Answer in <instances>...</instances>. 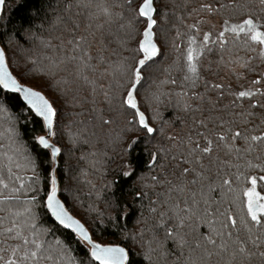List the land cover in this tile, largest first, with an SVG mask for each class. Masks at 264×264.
Returning a JSON list of instances; mask_svg holds the SVG:
<instances>
[{
	"label": "snow or ice",
	"instance_id": "6c2138e0",
	"mask_svg": "<svg viewBox=\"0 0 264 264\" xmlns=\"http://www.w3.org/2000/svg\"><path fill=\"white\" fill-rule=\"evenodd\" d=\"M4 3L5 0H0V7ZM75 3L77 8L87 9L88 14L83 20L78 13L66 18L58 14L54 23L62 25L70 38L57 39L61 46L71 44L73 51L79 52L69 59L77 62L76 77L90 86L84 100L91 97L92 110L98 112L102 126L113 120L105 119L104 110L95 108L100 96L107 102L108 111H115L123 120V127L112 139L120 148L118 176L108 181V185L114 186L119 177L136 178L132 191L134 203L139 204L140 218L136 223L140 227L134 233H125L126 239L133 242L131 247L102 242L65 206L58 196L56 174L62 149L52 140L57 135L54 124L58 109L43 91L17 79L9 70L5 49L0 47V94L6 98L0 102V116L10 122L5 133L16 145L17 156L13 160L5 153L7 177L0 174V205L6 206L0 207L4 213L0 215V264H133L132 247L143 249L149 264H168V257L175 255L172 246L199 250L196 264H264V70L247 86L239 84L234 88L223 78L205 79L202 69L210 72L211 61L205 65L201 59L205 52L212 51L209 45L219 44L223 51L227 43L240 40L249 51L258 52L264 63V0H248L244 4L229 0V5L217 0H198L187 11L193 22L186 25L187 48L181 53L184 63L181 65L179 59L174 62L180 71L186 69L179 90L158 88L143 98L140 87L145 73L152 70L162 51L158 44L159 22L167 19L166 12L161 15L158 0H75ZM189 5L190 0L179 5L173 0L174 8L188 10ZM228 6L240 13L239 22L225 19L217 31L212 22L214 16L206 14H218ZM72 7L68 3L65 12ZM178 19L183 24L185 17L181 15ZM113 25L123 34L113 33ZM205 25L209 26L208 31L203 30ZM226 34H231V41ZM176 35L181 36V32L177 30ZM197 36L203 39L198 42ZM109 37H115L116 49L109 47ZM125 52L129 55H124ZM249 60L239 66L256 73ZM236 62L238 58L227 64L224 56H220V63L226 64L239 81L244 74L237 70ZM160 84L177 85V81L166 79ZM201 88L202 91L197 90ZM7 93L16 94L23 102L22 111L34 114L31 140L39 150L36 155L22 154L28 150L16 139L20 136L15 126L19 116L10 110ZM226 97L231 99L223 103ZM138 150L147 153L143 165L140 156L134 155ZM221 153L235 157L236 163L221 159ZM41 156L49 167L38 171ZM241 166L248 171H239ZM141 167L147 171L138 172ZM233 167L237 169L235 173L222 174V168ZM13 168L30 171L28 183ZM236 181L240 182V195L233 197L231 205L223 211L217 208L215 220L197 216L201 200L205 205L203 212L209 213L215 188L223 190L227 186L228 192H235ZM22 193L31 194L22 196ZM12 202L22 204L9 206ZM237 203L239 209L234 211ZM108 206L117 213L113 217L116 220L121 215L126 219L131 213L127 203L113 201ZM40 207L59 226L70 230L84 248L83 258L74 255L75 250L59 237L46 238L52 228L41 223ZM193 216L207 225V233L198 231ZM189 234L193 235L195 249L189 245Z\"/></svg>",
	"mask_w": 264,
	"mask_h": 264
},
{
	"label": "trees",
	"instance_id": "16d2710c",
	"mask_svg": "<svg viewBox=\"0 0 264 264\" xmlns=\"http://www.w3.org/2000/svg\"><path fill=\"white\" fill-rule=\"evenodd\" d=\"M161 1L167 2L164 3L167 7H160L161 15L166 12L167 19L161 20L157 29L158 44L162 51L156 58L152 70L145 73V79L140 87L142 98L155 92L158 88L164 91L169 89L173 92L178 91L184 71H186L177 69L174 62L179 59L181 65L184 63L181 53L184 52L187 46L188 29L186 25L193 22V19L188 17L187 11L191 7H195L198 0H190L188 10L182 7L174 8L173 0H158V3H161ZM222 1L226 0H217L218 3ZM183 2L184 0H175L178 5L183 4ZM247 2L248 0H243V4ZM68 3H72L73 7L70 12H65L64 9ZM77 13L83 20L87 16L88 10L77 8L75 0H5L0 15V45L6 51L9 70L17 79L36 90L43 91L58 109V117L54 124V131L57 135L52 137L53 142L62 149L56 164L58 185L59 189L61 188L58 196L65 203V206L85 223L90 232L94 234L95 239L102 242L125 243L131 247L133 242L130 238L126 239L125 233H134L140 227L136 223L140 218L139 204L134 203V193L132 191L133 186L137 184L136 178L119 177L114 186L110 187L108 185V181H112L118 176L116 169L120 164V148L112 143V139L115 133L123 127V120L115 111H108L107 102L103 101L102 96H100L97 98L95 108L98 110L103 109L105 119L111 117L113 120L111 124L102 126L98 118V112L92 110L91 97L89 96L88 101L84 100V96L90 91V86L85 85L76 77L77 62L69 59L73 55L78 56L79 52L73 51L71 44L65 43L61 46L60 39H57V37H62L66 41L70 36L63 32L62 25L54 23L56 16L59 14L66 18L69 14L76 15ZM181 15L185 17L183 24L178 19ZM177 30L181 32V36L176 35ZM111 31L119 35L123 34L122 30H118L116 25L112 26ZM109 41H111L109 43L111 49L118 47L115 37H109ZM246 51L249 53L247 49ZM92 54L95 55V52ZM124 55H129V53L125 52ZM112 59L118 58L112 57ZM207 71H202L205 79L219 80L222 78L221 75L223 74H217L218 71L216 70L211 72L213 75L208 74ZM252 78L246 76V83ZM166 79H175L177 85H161L160 81ZM197 90L202 91V88ZM7 97L9 99L6 102L10 110L19 116L15 126L19 130L20 136L16 139L19 144L24 145L28 150L22 154L31 153L36 155L39 150L34 147L31 140L32 129L34 128L31 121L34 114L22 111L23 102L17 99L16 94L7 93ZM5 100V95L0 94V102H5ZM168 111H171V109ZM9 124L10 122L6 118L0 116V133H4L0 134V174L5 177H7L8 166V158L5 153L12 156L13 160L17 159L15 154L16 145L8 139V135L5 133V129ZM137 154L140 156L143 165L148 159L147 153L138 150L134 155ZM220 156L221 159H230L233 163H236L235 157H228L223 153ZM37 162L40 164L38 171L49 167V162L43 156ZM137 171L146 172L147 169L141 167ZM236 171L237 169L234 167L222 168L221 170L222 174L224 172L235 173ZM239 171L246 172L248 170L241 166ZM255 171L259 173V170ZM13 172L28 183V178L31 175L30 171L13 168ZM80 172L81 176H78ZM71 177L73 178L71 179ZM70 179L75 187L73 191L70 190ZM217 183H219L218 180ZM233 188L236 191L230 193L234 197L239 196L240 182H234ZM224 190L227 191V186ZM222 191L217 187L211 194L212 203L209 210L211 216L217 208L223 211L224 208L231 205L232 197L224 196V191ZM24 194L30 195L31 193H22L21 195ZM73 194L77 198H74ZM42 195L43 193H41ZM182 197L184 196H180L181 200H183ZM197 198L199 199V197ZM221 198L225 200V205L224 202L219 204L215 202ZM188 199V203L191 204L190 197ZM113 201H119L121 204L127 203L131 208V213L126 219L122 215L119 220L113 219L117 213L108 206ZM76 203H79V206H76ZM146 203L147 201H145ZM21 204L22 202H12V205L9 206L19 207ZM204 206L201 200L197 216L204 213ZM0 207L6 206L0 205ZM238 209L239 204L237 203L233 210L237 211ZM39 212L41 223L52 228V232L46 238L54 240L55 237H59L70 244L75 250L74 255L83 258L85 256L84 248L75 241L74 235L70 234V230L59 226L43 207L39 208ZM0 215H4V213L0 212ZM195 220L193 219V221ZM189 223H192V221H189ZM197 224L199 232L207 233L206 228L208 227L206 224ZM185 231L187 232L188 229H185ZM187 238L191 247L194 244L193 235L189 234ZM143 251L138 247H132L131 258L133 264H149V261L144 258ZM172 251L175 255L168 257V264H186L180 259L177 260V257L185 252L187 254L192 252L189 250V246H185L183 249L172 246ZM155 259L153 257V260ZM187 264L192 263L188 261Z\"/></svg>",
	"mask_w": 264,
	"mask_h": 264
},
{
	"label": "flooded vegetation",
	"instance_id": "af4514ba",
	"mask_svg": "<svg viewBox=\"0 0 264 264\" xmlns=\"http://www.w3.org/2000/svg\"><path fill=\"white\" fill-rule=\"evenodd\" d=\"M219 3H224L225 5H229V0H226L224 2L222 1ZM235 3L243 4V0H235ZM236 12L237 11H234L231 6H228L225 9L221 10L218 14H209V15L214 16V19L212 20V22L217 25V31H218L222 27L223 21L225 19H229L230 23L239 22L240 13L237 12L236 14ZM203 30L208 31L209 26L205 25L203 27ZM226 35H228L229 40L231 41V34H226ZM202 39H203L202 36H197L198 42L201 41ZM212 39L213 40L216 39V31L213 32ZM208 47L212 48V51L210 53L205 52L201 59H202L203 64L205 65H207L208 62L211 61V69H210V72L207 71L206 69H202V71L204 72L207 71V73L209 72L208 74L210 75H213L211 74V72L214 70L218 71L217 74L222 73L223 75L221 76L223 80L226 83L232 84L234 88L238 87L239 84H244L245 86H247L251 80L246 83V80H245L246 76H250L254 78L257 73L264 70V63H261V58L258 52L249 51L240 40L227 43L223 51H221L219 44L209 45ZM186 48L187 46L185 47L184 51H186ZM246 49L248 50L249 53H247ZM221 55L224 56V61L227 64H232L234 61H237V58H238V62L235 63V67L237 68L239 72L244 74V76L239 81H237L235 73H232L229 70V67L226 66V64L220 63ZM249 58L251 59L249 60ZM244 60H249L250 66L256 69V73L248 72L246 69L241 68L239 66L241 63L244 62ZM218 65L219 67H217ZM229 99H231V97H226L223 100V102H228Z\"/></svg>",
	"mask_w": 264,
	"mask_h": 264
},
{
	"label": "rangeland",
	"instance_id": "374dc122",
	"mask_svg": "<svg viewBox=\"0 0 264 264\" xmlns=\"http://www.w3.org/2000/svg\"><path fill=\"white\" fill-rule=\"evenodd\" d=\"M164 3H167V2H162L161 1V3H159L160 4V6H164V8H165V4ZM78 176H81V172H80V174L78 175ZM73 177H71V179H72ZM81 179H82V177H80ZM70 179V180H71ZM72 180L70 181V184H71V187H70V190L71 191H73L74 189H75V187L72 185ZM60 190H61V188H60ZM71 191H70V193H71ZM224 191V192H223ZM223 194H224V196H229V197H232V199H233V194L232 193H230V192H228V191H225L224 189H223ZM72 196H74V198H77V196H75L74 194L72 195ZM189 198V197H188ZM182 199L184 200L185 199V197H182ZM189 200V199H188ZM218 201H222V203L224 202V205H225V200H223V198H221V199H219ZM75 202V201H74ZM76 206H79V203H76ZM205 207V206H204ZM94 211V210H93ZM87 215V214H86ZM201 215H206L207 216V218L209 219V220H215V216L213 217V216H211V213L209 212V213H207V214H205V213H202ZM88 216V215H87ZM193 219L197 222V223H199V221H198V219H197V217L195 218V216L193 217ZM206 230H207V232L209 231V229L208 228H206ZM189 236V235H188ZM191 248L192 249H195V244H192L191 245ZM192 254V255H191ZM195 254V255H194ZM191 255V256H190ZM199 255H200V252H199V250H196V251H192V252H190L189 254H187V252H185L183 255H181L179 258H180V261H182V262H187L188 263V261H191V263L192 264H196V261H197V259H198V257H199Z\"/></svg>",
	"mask_w": 264,
	"mask_h": 264
},
{
	"label": "water",
	"instance_id": "95a60500",
	"mask_svg": "<svg viewBox=\"0 0 264 264\" xmlns=\"http://www.w3.org/2000/svg\"><path fill=\"white\" fill-rule=\"evenodd\" d=\"M2 9H3V6L2 7H0V15H1V12H2ZM0 47H1V45H0ZM52 219L54 220V218L52 217ZM55 221V220H54ZM57 223V222H56ZM58 224V223H57Z\"/></svg>",
	"mask_w": 264,
	"mask_h": 264
}]
</instances>
